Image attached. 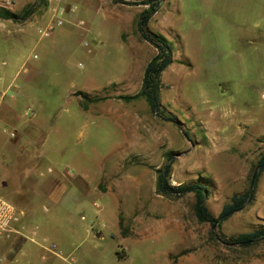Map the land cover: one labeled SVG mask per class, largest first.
<instances>
[{"label":"rangeland","instance_id":"1","mask_svg":"<svg viewBox=\"0 0 264 264\" xmlns=\"http://www.w3.org/2000/svg\"><path fill=\"white\" fill-rule=\"evenodd\" d=\"M141 1L0 0V13L13 17L0 24L23 28L15 37L0 31V59L24 61L13 86L39 123L35 139L0 134V199L21 213L14 232L0 235L1 261L29 237L39 264H264V239L229 243L264 229V168L253 200L214 227L196 220L191 193L155 190L168 164L169 185L203 186L215 218L249 187L264 156V58L239 40L242 13L228 1L160 0L146 25L171 48L159 114L142 97L124 102L154 54L136 31ZM18 153L37 164L22 167ZM30 168L59 180L61 204L48 206V183L38 195L20 182V199L11 186ZM69 177L90 180L93 199Z\"/></svg>","mask_w":264,"mask_h":264},{"label":"crops","instance_id":"2","mask_svg":"<svg viewBox=\"0 0 264 264\" xmlns=\"http://www.w3.org/2000/svg\"><path fill=\"white\" fill-rule=\"evenodd\" d=\"M225 1H228V4H232V7H234V11L232 12V14L235 13L238 9H240L242 13L238 26L235 25V27H243L242 31L239 32V40H243L246 45L252 47L253 49H256L258 47L259 51H254V53L259 54L264 58V0H221V2ZM252 1H256V4L253 5L255 6L254 8H252L253 6H251L250 4L249 7L247 6L248 2L251 3ZM242 5H244V7H242ZM217 9V5H214V7H212V10L214 11H216ZM22 30V27H8V25L4 23L0 24V31L4 34L3 36L7 35L15 37L16 35H19ZM18 44L19 43H17V45ZM34 44L35 42L32 45ZM17 45L16 49L18 47ZM21 59L22 58H19L18 56L13 62H9L5 58L0 59V134L2 135L1 132L3 129H7L14 131V136H16L17 140H31L37 138L39 135V123L36 114L37 111L30 104L24 102L23 98L18 94V88H15L13 86V80L24 63V61ZM9 90L13 91L14 94H12L13 96L6 97V93ZM27 111H31V113L28 114ZM17 156L18 157L15 158L18 160V164L22 165V167H26V164L31 166L33 165V162L35 165L37 164V158L34 156L28 157L30 158L28 159L29 162H27L26 159H24V157H22L20 154ZM35 180L37 181L35 182ZM50 180L46 178L42 179V176L39 175V171H34V169L30 168L21 175L20 181H14L11 187L14 188L15 191L20 192L19 197L20 199H22L24 197L21 196L23 194V191L21 190L22 183L26 185V191H37L36 193L38 195L39 185L48 183V188L50 187L49 185L52 186L49 189L47 188L49 192L47 195V204L50 208H53V206H55L56 204H61L59 201L64 190L59 188L60 186H58L57 184L59 182L58 179L52 178V180ZM69 180L70 182L76 181L79 190L85 196L92 198V191L96 190V186L90 187L88 184L90 180L76 179L71 177H69ZM92 225L93 223L91 222L88 226V230L90 229V231H92L93 233ZM92 236L99 239L103 237L95 236L94 233L92 234ZM38 237L36 240H39ZM30 240L34 241V239L27 237L25 242H23L22 247L16 253H14L12 258L7 261L0 260V264H39V247L37 246L39 245V243L31 242ZM54 255H56V253H54ZM66 256H68L65 259L66 262L73 263L71 255L68 253ZM42 258L43 256H41V259Z\"/></svg>","mask_w":264,"mask_h":264},{"label":"trees","instance_id":"3","mask_svg":"<svg viewBox=\"0 0 264 264\" xmlns=\"http://www.w3.org/2000/svg\"><path fill=\"white\" fill-rule=\"evenodd\" d=\"M160 0H143L139 4L147 7L138 14L136 21V31L141 40L148 43L153 49L154 54L146 62L140 81V88L137 93L133 95H122L118 98L124 102L134 100L142 97L151 113L159 114V92H160V74L170 65L171 48L167 40L158 35L148 31L146 25L149 17L156 11L157 4ZM2 19H12V15L7 11L0 13ZM97 98H87L86 102H94ZM257 171L254 173V179L250 181L249 187L241 194H233L227 203H225L217 217H213L206 209L204 201L206 198V189L196 183L179 184L176 186L169 185L167 176L169 172V165L165 164L161 169L156 171L155 190L162 196L178 197L191 193L194 197L193 213L198 222L208 223L211 227L218 226L234 212L241 210L245 205L249 204L254 197V185L256 177L264 168V156H261L256 163ZM264 239V229L259 228L247 233L238 234L235 237L229 238L230 244L239 246H248L258 240Z\"/></svg>","mask_w":264,"mask_h":264},{"label":"built area","instance_id":"4","mask_svg":"<svg viewBox=\"0 0 264 264\" xmlns=\"http://www.w3.org/2000/svg\"><path fill=\"white\" fill-rule=\"evenodd\" d=\"M27 113L30 114L31 111H27ZM3 130L9 138L14 137V131L5 129ZM20 215L21 213L16 211L12 205H10L5 200L0 199V235L2 232L5 234L12 231L14 232L11 224L16 222Z\"/></svg>","mask_w":264,"mask_h":264}]
</instances>
